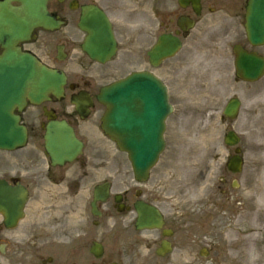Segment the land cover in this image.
I'll return each mask as SVG.
<instances>
[{
  "label": "flooded vegetation",
  "instance_id": "1",
  "mask_svg": "<svg viewBox=\"0 0 264 264\" xmlns=\"http://www.w3.org/2000/svg\"><path fill=\"white\" fill-rule=\"evenodd\" d=\"M246 3L247 0H47L46 10L59 23L57 28L34 27L25 38L14 42L6 35L0 36V57L10 41L17 53L30 54L66 76L61 97L49 95L41 105L26 102L13 110L26 127L28 140L33 142L27 153L22 152L25 148L15 155L0 152V180L12 186L20 184L27 190L23 218L15 227L7 228L0 213V264H188L187 221L181 209L172 207L168 183L158 175L138 182L132 175H125L121 160L111 164L108 140L99 127L105 107L97 96L103 86L123 77L128 70L154 73L167 64L164 60L156 67L148 53L160 35H174L184 44L192 30L179 24L190 21L194 29L199 28L191 38L195 43L211 32L222 42L227 38L242 39ZM2 5L21 7L18 0H0ZM84 6L102 12L111 23L116 47L104 62L90 58L82 49L87 33L77 25ZM79 93L88 108L85 118L70 101ZM45 113L65 120L83 143V153L72 163L52 167L44 159ZM88 149L94 151L92 157L86 154ZM100 151H106V157H101ZM110 170L114 179H109ZM219 176L220 185L227 186L229 175ZM104 185L108 187L107 195L96 202L94 215V192ZM137 202L159 211L160 227L136 229Z\"/></svg>",
  "mask_w": 264,
  "mask_h": 264
},
{
  "label": "rangeland",
  "instance_id": "2",
  "mask_svg": "<svg viewBox=\"0 0 264 264\" xmlns=\"http://www.w3.org/2000/svg\"><path fill=\"white\" fill-rule=\"evenodd\" d=\"M209 56L214 57L210 54ZM192 67H197V68L190 70L191 73L194 72V70L196 69L198 72L195 73V75L200 74L202 78V82L204 81L211 88L209 84V80H208L210 79L212 82H214V88H216L217 91L214 92L212 95L195 100L192 103V105L195 108H192L190 109V111H188L186 110V105H185V103H187V99L183 97V94L180 91L181 90L180 86L183 81L182 80L179 81V79L173 78V83H172L171 91H170V95H171L170 101L174 106V112L167 123L166 151L161 156L160 163L158 164V168H161V169L165 166L166 167L167 166L176 167L177 165H180V163H178L174 158H171V155L175 153L183 152V151H170L171 150L170 147L172 145L171 138L173 136L174 138H177V136L180 134L183 135V134L188 133L186 134L188 136V141L186 145L196 148L195 152L189 154V160L191 164L198 163L201 160V159L198 160V158L201 156L203 152H205L206 148L202 147L200 145V142L198 141L192 142V143L190 142L191 134L194 133L195 131L200 130V128H196V127L202 128L205 125L208 127V130L210 131V133H213L214 129L219 127L220 129L219 137H221L223 133V127L226 126V124L223 123V121L220 122V116H221L222 107L225 104L226 100L232 97L233 95H235L233 86L230 85V80L233 77L232 69L230 67H224L222 70L220 67L216 66L217 68H213L212 70L211 64L210 65L208 63L204 64L203 62L201 64L199 63L198 66L195 65ZM209 71L212 72L213 74L208 73ZM218 72H219V76L217 75ZM220 73L223 75L222 77L220 76ZM249 86L253 90L260 89V85H257V86L249 85ZM249 86H246V88H250ZM238 87L242 88V84L238 85L236 88L238 89ZM197 88L198 86L191 87V89H194V90H196ZM246 106L247 104L245 103V107ZM177 120H182V123L178 124ZM252 120L253 119L248 114V109L244 108L243 114H242V121H241L242 126H243L242 133L244 137L243 146L246 151V156L249 155L250 158L246 159V162H245V165H244V168L241 174L236 176V179L239 180V186L236 189L231 191L232 195L220 196L215 191V188L213 187V180H214L213 176L215 175L216 166L215 164L211 163L212 155H210L209 153L205 163L202 164V166L200 167V171L196 170V172L192 174L190 172L191 170L189 169L188 171L184 173V175L188 179L187 181L182 180L181 182V177L179 176V179H178V177L175 176L171 172L172 179L176 181V187L179 189L178 191L171 189V199H172L171 201H172L173 206L175 205L180 206L181 204L183 205L182 207L184 211L187 213V218H188L189 223L191 221L196 220L192 218L193 214L189 212V200H195V199L201 200L199 203L196 204L194 208L198 214L199 212H203L204 208L208 207L207 205L204 204L206 203L205 200L203 201L205 197L207 198V200L211 198L210 200H216L218 201V203H224V206L226 207L224 208L225 211L227 209L226 212L237 211L240 208L247 209V211L251 215L250 224L252 225V230L249 234V242L251 245H253L252 249L254 251L257 250L258 252V254H256L257 258L254 259V261L250 262V259L248 257L247 262L249 264H264V203H262L261 201V198H263L264 196V166H262L264 164V155H262L261 157L260 156L254 157L253 153L251 152L250 145L247 142L248 130L246 131L245 128L249 126V123ZM181 128L185 129L184 132L186 133L182 132ZM210 148L215 149V146L210 145ZM111 158L125 161L124 159L126 158V156L118 153L117 151H114V155L111 156ZM157 169L154 172H156ZM164 169L166 170L167 168H164ZM182 171H180V173H182ZM203 175H204V180L199 183L200 178ZM197 181L199 183V187L202 185H206L205 187L200 188L199 191L201 192V194L195 195L193 194L191 190L187 191L186 189L184 190L181 189V184H183L184 182H185V186L188 188L189 186L188 183L189 184L197 183ZM207 188H208V192H207ZM212 193L214 195L208 196V194H212ZM202 219H199L196 222V226L189 227L190 237L191 238H201L203 234H206L203 231L204 228L211 230L214 225H218V230L213 232L214 236H212V240H215L212 245L213 246L212 258L216 262L218 261V259L219 261H221L224 259V254L222 253L224 250L222 249H226V247H228L227 245L228 242L225 241L221 233L224 232V229L227 230V228L232 224L233 216L228 215L224 218L219 216L218 223L215 222L214 219H210V216H209L207 221L205 222L210 224L211 225L210 227L207 226V224L204 225ZM223 220L225 221V224L221 228L220 224L223 223ZM202 242L208 243L210 241L202 240ZM212 258L210 257V259L208 260H202V259L195 260L193 264H197V263L198 264H215L212 261Z\"/></svg>",
  "mask_w": 264,
  "mask_h": 264
},
{
  "label": "water",
  "instance_id": "3",
  "mask_svg": "<svg viewBox=\"0 0 264 264\" xmlns=\"http://www.w3.org/2000/svg\"><path fill=\"white\" fill-rule=\"evenodd\" d=\"M29 15H35L33 4L28 5ZM249 39L254 43H261L264 32V0H252L249 6L248 16ZM12 62V58L5 59L6 66ZM12 68L0 66V147L13 148L22 142L20 131L13 118L7 114V107L17 99L25 87L30 90V98H40L47 92L57 93L62 85V77L54 72L36 66L32 60L22 59V69L16 68L20 64L14 61ZM11 66V65H10ZM263 63L258 62L249 72L248 79H254L262 69ZM21 67V66H20ZM22 72V78L28 80V84H16V79ZM250 76V77H249ZM15 79L10 84L9 80ZM152 84L151 99L148 100L145 87L138 79L126 80L117 84L104 93V100L108 102V113L104 119V127L110 136L115 139L121 150L128 153L134 171L143 174L155 161L161 146L157 145L160 139V124L162 114L160 108H165L163 93ZM139 102L146 113L136 112L135 104ZM237 104L233 107L235 111ZM141 110V111H142ZM143 112V111H142ZM231 116V113H226ZM145 129V130H144ZM56 130L63 131L61 135ZM68 130L61 125L50 124L47 129L46 150L52 160L70 159L77 150L76 142L70 138Z\"/></svg>",
  "mask_w": 264,
  "mask_h": 264
},
{
  "label": "bare ground",
  "instance_id": "4",
  "mask_svg": "<svg viewBox=\"0 0 264 264\" xmlns=\"http://www.w3.org/2000/svg\"><path fill=\"white\" fill-rule=\"evenodd\" d=\"M196 83L199 80H196ZM192 85H190L191 87ZM202 91L197 90L195 92V96L200 95ZM262 203H264V196L261 198ZM217 213V212H215ZM222 216V215H221ZM251 215L247 210H239L236 214L235 221L231 226V231L229 234L226 235V238L233 241L230 243V245H236V255L240 259H243L244 261L248 260V257L250 259V262L254 261V259L257 258L256 254H258L257 250L256 253L252 249V246L249 242V234L252 230V225L250 224ZM254 228V227H253ZM255 229V228H254ZM236 231L239 234V237L237 240L233 239L232 236H234L233 232ZM262 251V250H261Z\"/></svg>",
  "mask_w": 264,
  "mask_h": 264
}]
</instances>
